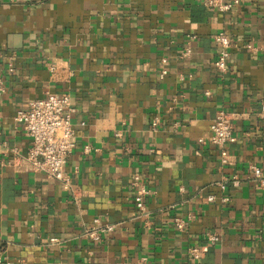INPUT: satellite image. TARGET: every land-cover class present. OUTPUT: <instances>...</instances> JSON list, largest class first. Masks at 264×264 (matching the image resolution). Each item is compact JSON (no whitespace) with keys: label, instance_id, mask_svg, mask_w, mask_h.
Masks as SVG:
<instances>
[{"label":"crops","instance_id":"obj_1","mask_svg":"<svg viewBox=\"0 0 264 264\" xmlns=\"http://www.w3.org/2000/svg\"><path fill=\"white\" fill-rule=\"evenodd\" d=\"M220 31L232 40L224 73ZM0 68V264H264V187L250 169L264 172V0L228 12L198 0H0ZM51 94L76 109L74 192L28 167L32 140L15 121ZM220 111L237 138L225 158L209 143ZM96 218L114 225L99 243L84 237Z\"/></svg>","mask_w":264,"mask_h":264},{"label":"built area","instance_id":"obj_2","mask_svg":"<svg viewBox=\"0 0 264 264\" xmlns=\"http://www.w3.org/2000/svg\"><path fill=\"white\" fill-rule=\"evenodd\" d=\"M206 7L221 12L231 11L239 6L244 0H198ZM215 41L220 45V52L214 62V67L219 73H224L228 69V61L231 55L232 40L224 31H220L215 35ZM253 49L252 45L247 46ZM191 48L187 46L182 54L183 58L191 56ZM162 64L164 68L161 71V77L164 78L168 73V59L163 58ZM57 67L50 66L51 72H55ZM12 71V69H10ZM4 75L0 68V98L5 93ZM210 95V92H206ZM76 109L72 104L70 95L68 94H51L45 98H37L29 103L27 109L19 110L16 114L15 121L22 126L26 135L32 140V146L26 157L28 167L35 171L46 174L49 178L57 180L62 188L66 191L74 192L73 184L70 176L66 172V166L70 156L76 148L75 130L72 123L73 114ZM261 117L264 119V100L261 103ZM160 120L156 117L152 126L156 128ZM237 138L234 134V125L230 114L225 111L217 113L211 125V137L209 143L221 150L222 157L228 156V148L236 142ZM200 143H206L204 139H199ZM90 148L86 147V151ZM254 180L259 187H264V172L257 166L250 167ZM234 187L240 186V179L234 178L231 181ZM132 186L135 189V204L140 214L146 213V200L150 195V189L143 181L140 175H135L132 180ZM222 189H226L225 184H220ZM215 195H210L208 201L214 202ZM231 201L229 196L223 197L222 202ZM195 219L194 214H189L186 219L178 218L175 220V227L179 231H185L190 222ZM114 231L113 224H105L100 218L94 220V225L84 232V237L94 243L103 240L105 234ZM264 233V227H263ZM210 243H217L219 237L217 234L208 236ZM192 260L201 258V248L199 246H191L188 250ZM7 259V257H0ZM10 264V262H7Z\"/></svg>","mask_w":264,"mask_h":264}]
</instances>
